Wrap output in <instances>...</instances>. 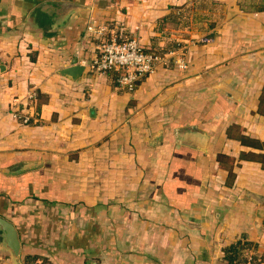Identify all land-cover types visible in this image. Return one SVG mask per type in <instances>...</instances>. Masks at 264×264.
<instances>
[{
    "label": "crops",
    "instance_id": "obj_1",
    "mask_svg": "<svg viewBox=\"0 0 264 264\" xmlns=\"http://www.w3.org/2000/svg\"><path fill=\"white\" fill-rule=\"evenodd\" d=\"M91 25L178 46L129 90L92 69ZM0 53L20 263L228 264L241 239L264 257V0H0Z\"/></svg>",
    "mask_w": 264,
    "mask_h": 264
},
{
    "label": "built area",
    "instance_id": "obj_2",
    "mask_svg": "<svg viewBox=\"0 0 264 264\" xmlns=\"http://www.w3.org/2000/svg\"><path fill=\"white\" fill-rule=\"evenodd\" d=\"M89 32L101 39L99 43V56L92 64V69L98 73H117V81L121 87L134 90L138 83L147 75L158 69L173 55V51L159 53L147 51L138 37L119 38L118 36L106 37L105 27L89 26ZM2 56L0 53V63ZM182 68L185 63H178ZM36 94L31 93L29 98L34 99ZM22 264H45L42 261L24 262ZM239 264H264L261 254L246 251Z\"/></svg>",
    "mask_w": 264,
    "mask_h": 264
},
{
    "label": "water",
    "instance_id": "obj_3",
    "mask_svg": "<svg viewBox=\"0 0 264 264\" xmlns=\"http://www.w3.org/2000/svg\"><path fill=\"white\" fill-rule=\"evenodd\" d=\"M68 6H70V4ZM71 6L77 8L78 5L71 4ZM83 70L84 67L81 65H71L70 67L63 69L61 73L71 79H76L82 74ZM0 232L4 243L10 249L12 257L15 259L16 264H22L20 263L21 241L15 225L10 220L0 216Z\"/></svg>",
    "mask_w": 264,
    "mask_h": 264
},
{
    "label": "trees",
    "instance_id": "obj_4",
    "mask_svg": "<svg viewBox=\"0 0 264 264\" xmlns=\"http://www.w3.org/2000/svg\"><path fill=\"white\" fill-rule=\"evenodd\" d=\"M178 45L176 43H171L167 47L164 48H155V49H146L147 51H157L159 53L167 52L169 50H174L176 49ZM260 110L262 113H264V93L261 96V102H260ZM251 243L247 241H243V239L237 241L231 247H229L226 250V259L228 261V264H239L242 261L241 254L242 251L245 249L249 248ZM263 256V255H262ZM264 258V257H263ZM26 262H37V260H34L31 257H27ZM45 263V262H43Z\"/></svg>",
    "mask_w": 264,
    "mask_h": 264
}]
</instances>
